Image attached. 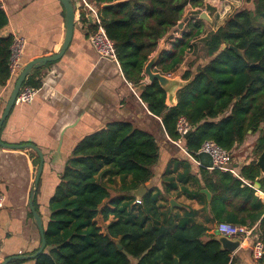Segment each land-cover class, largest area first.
<instances>
[{
	"label": "trees",
	"instance_id": "obj_1",
	"mask_svg": "<svg viewBox=\"0 0 264 264\" xmlns=\"http://www.w3.org/2000/svg\"><path fill=\"white\" fill-rule=\"evenodd\" d=\"M93 1L102 26L114 43L121 70L136 87L143 84V67L159 40L177 25L187 4L199 3ZM7 23L0 7V31ZM187 24V31L169 38L170 48L159 56L156 70L173 74L188 51L194 52L192 40L203 32V21L194 19ZM201 39L206 59L203 63L186 64L181 73L186 84L177 89L174 105H166V92L157 80L139 89L140 98L153 115L161 118L172 140L178 138L177 118H186L191 132L182 143L191 156L197 157L205 140H213L231 151L250 131L258 132L253 144L255 158L241 167L239 176L200 167L197 188L185 189L184 194L202 203L205 221L194 222L196 210L188 208L176 222L173 217L179 216L160 210L158 189L147 188L159 157L154 137L129 121L109 122L77 141L65 160L48 201L45 247L34 258L35 264H176L175 258L177 264H239L237 256L222 250L219 241L208 234L210 225L220 222L251 227L258 221L253 234L264 243V203L252 187L258 182L264 192V175L255 163L264 150V0H254L252 9L233 12ZM11 42L12 35H0V87L10 77ZM230 45L242 50L244 57L238 56ZM50 64L33 69L24 85L38 88ZM38 162L36 157L33 170ZM116 177L120 185L112 194ZM188 180L189 176L181 179ZM140 185L146 192L138 201L132 191ZM201 188L210 192L209 201ZM33 206L37 208L35 198ZM99 214L103 220L112 216L104 231L95 221ZM247 243L252 245L253 239L248 237Z\"/></svg>",
	"mask_w": 264,
	"mask_h": 264
},
{
	"label": "crops",
	"instance_id": "obj_2",
	"mask_svg": "<svg viewBox=\"0 0 264 264\" xmlns=\"http://www.w3.org/2000/svg\"><path fill=\"white\" fill-rule=\"evenodd\" d=\"M71 1L75 25L68 48L46 68L34 99L30 103L14 104L0 128V141L15 146H0V195L3 197L0 206V264L7 258L10 260L5 264H35L34 258L18 259L16 256L32 254L40 246V234L28 205L38 166L33 170L32 162L38 156L25 144L32 143L43 155L33 205L35 198V210L41 215L45 227L50 215L49 198L73 146L85 135L113 121H129L149 132L158 144L159 157L147 188H157L160 192V210L171 216H179L173 217L177 222L191 208L196 210L194 222L205 221L202 203L184 194L185 189L191 191L194 185L197 186L199 168L203 167L199 164L200 159L188 156L168 136L161 118L153 115L141 100V85L136 87L129 82L119 63L98 56L86 37V23L89 20L80 19L78 0ZM0 7L8 20L0 35L16 33L26 39L22 57L24 65L59 50L65 34V12L60 0H0ZM197 8L194 6L189 10L194 12ZM185 25L181 29L172 28L168 32L170 37H179ZM168 40L164 42L163 51L170 48ZM160 42L161 39L158 46ZM195 59L193 56L189 62L203 63L206 58ZM184 64L170 77L180 78L187 68ZM142 76L144 85L148 80L143 72ZM15 80L9 78L0 87V116ZM176 91L166 96L167 106L176 103ZM257 137L258 132H248L245 140L231 149L229 171L239 176L241 167L255 158L253 144ZM185 176H189V180L181 181ZM255 191L264 203V192L260 187ZM258 223L254 224L256 228ZM215 226L210 225V231ZM249 244L241 241L231 255L239 258V264H264V257L262 261L253 258ZM15 260L20 261L14 263Z\"/></svg>",
	"mask_w": 264,
	"mask_h": 264
},
{
	"label": "water",
	"instance_id": "obj_3",
	"mask_svg": "<svg viewBox=\"0 0 264 264\" xmlns=\"http://www.w3.org/2000/svg\"><path fill=\"white\" fill-rule=\"evenodd\" d=\"M253 1L254 0H250L249 5L251 7L248 9L253 8ZM60 2L63 5L64 12H65V15H64L65 34H64L63 41L59 47V50L52 55L43 56V57H39V58H35L33 60H30L23 66V68L19 72V74H18V76L14 82L10 96H9L7 103L3 109V112L0 116V128H1V126L5 120L6 116L8 115L9 111L11 110V108L15 104L14 101H15V98H16L18 92H19V89L21 88V86L24 83L27 76L32 73V70L41 68V67L45 66L48 62H52V61L59 59L69 46V43H70V40L72 37V33H73V29H74V25H75L74 5H73L71 0H60ZM241 10H243V9H241ZM194 19H201V20H204L207 22L212 21V19L206 13V11H200L199 13H190L182 21L177 23V28L181 29L184 24H186L190 20H194ZM169 37H170V33H167L161 39L159 46L157 45L156 50L149 57L148 61L145 63V65L143 67V74L146 76L148 82L151 83L154 80H157L160 87L166 92V96L167 95L171 96L172 93L175 91V89H178V88H180L186 84V81L182 80L181 76H180V78H171L167 74H164L158 70H154L156 62H157L159 56L163 52L164 42L167 39H169ZM229 48L234 50V52L238 56L244 57V53L242 50L236 48L233 45H230ZM143 87H144V85L140 86V88H143ZM190 132H191V130H189L187 132V134L184 135V138H186ZM25 145L27 147H30L37 154V156L39 158V163H38V166H37L35 174H34L33 187H32L31 193H30L28 205H29V209L32 213L33 221H34V223H35V225L39 231L41 241H40L39 248L34 253L29 254V255H18V256H16V258H18V259L35 258L39 253H41L43 251V249L45 247L43 220H42L41 215L35 210V208L33 206L34 193L38 187V182H39L40 175L42 172L43 155H42V152L40 151V149L38 147H36L35 145H33L32 143L28 142ZM0 146L15 147V146H12L9 144H4L1 141H0ZM16 147H18V146H16ZM202 155H205L207 157L206 161H202V158H201ZM197 157L200 159V162H201L200 165H202L203 167H206V168H211L212 164H211V159H210L209 155H207L206 153H203V152H198ZM255 163L258 166L260 172L264 173V150L258 155ZM253 187L255 189H258L259 183L254 182ZM145 192H146L145 187L143 185H140L137 189L132 191V194L134 196H136L138 201H140L141 197L143 196V194ZM200 192L204 193L206 195L207 201L210 200L211 194L206 188H201ZM172 202L173 201L171 200L170 201L171 205H172ZM208 234L211 235L217 241H219L220 247L222 250H226L230 253L234 252L239 247V245L241 244V241H242L241 237H228V236H225L223 234L217 233L215 229L213 231L208 232ZM117 246H118V248H120L119 244H117ZM9 260H10V258L5 259L2 262V264L7 263ZM175 263L177 264V258H175Z\"/></svg>",
	"mask_w": 264,
	"mask_h": 264
},
{
	"label": "built area",
	"instance_id": "obj_4",
	"mask_svg": "<svg viewBox=\"0 0 264 264\" xmlns=\"http://www.w3.org/2000/svg\"><path fill=\"white\" fill-rule=\"evenodd\" d=\"M78 7L80 10L81 18L84 21L87 19L89 23L87 25L86 37L95 52L100 58L110 60L118 64V60L115 53L114 43L107 36L104 27L102 26V19L98 12L96 3L93 0H78ZM205 11V10H204ZM12 42L10 45V55L8 61L9 74L12 79L17 78L19 72L24 66L22 62L23 52L26 44V39L19 34H11ZM170 76L171 74H167ZM38 88H33L22 84L19 92L15 98V104L30 103L36 96ZM191 129L186 118L179 116L176 121V132L178 138L174 140L178 146L186 152V154L192 157L182 145L184 135ZM198 152L206 153L211 159V168H217L219 170L229 171L230 170V151L220 147L213 140H205ZM193 158V157H192ZM200 164V163H199ZM3 197L0 195V206L2 205ZM215 230L219 234H223L228 237H241L242 241H246L248 237L253 239L252 243V256L255 260H260L264 256V243L253 231L256 227L246 225H235L228 222H220L215 226Z\"/></svg>",
	"mask_w": 264,
	"mask_h": 264
},
{
	"label": "rangeland",
	"instance_id": "obj_5",
	"mask_svg": "<svg viewBox=\"0 0 264 264\" xmlns=\"http://www.w3.org/2000/svg\"><path fill=\"white\" fill-rule=\"evenodd\" d=\"M249 2H250V0H206V1L199 0V3L197 5H193V4L190 5V7H194V6L198 7L194 12H191V10H189L190 7H189V4H187L184 11H183V16L180 19V21H182L190 13H199L200 11H204V10L210 16L212 21L207 22V21L202 20L203 21V25H202V31L203 32L201 33V35L199 37H196L192 40V46L194 47V52L192 50L188 51V53L184 59L185 62H183V63H185L184 65L187 66L186 63L189 62L193 56L196 58L195 59L196 61L198 59L204 60L206 58V56H205V49L203 46V39H201V37L205 33L215 29V27L218 24H220L221 22L223 23L224 20L229 15H231L233 12H235L237 10H241V9L250 8L251 6L249 5ZM188 25L186 23L184 30L190 28V25L189 26ZM174 28H177V25ZM201 158L203 161L207 160V157L205 155H202ZM119 185H120L119 178L116 177L114 184L111 185L112 194L115 193L114 190L119 188ZM196 188H197V186L194 185L191 189L195 190ZM103 204H106V202H104ZM110 219H112L111 215L109 216L108 220H103L101 214H99L95 218V221H96L97 225L100 226L101 231H104V226Z\"/></svg>",
	"mask_w": 264,
	"mask_h": 264
},
{
	"label": "bare ground",
	"instance_id": "obj_6",
	"mask_svg": "<svg viewBox=\"0 0 264 264\" xmlns=\"http://www.w3.org/2000/svg\"><path fill=\"white\" fill-rule=\"evenodd\" d=\"M218 224V223H217ZM215 229V228H214Z\"/></svg>",
	"mask_w": 264,
	"mask_h": 264
}]
</instances>
